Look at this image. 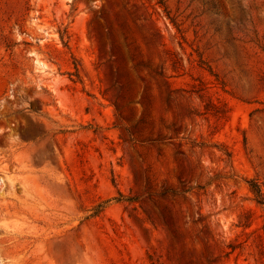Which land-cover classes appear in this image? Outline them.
Wrapping results in <instances>:
<instances>
[{
  "label": "rangeland",
  "instance_id": "obj_1",
  "mask_svg": "<svg viewBox=\"0 0 264 264\" xmlns=\"http://www.w3.org/2000/svg\"><path fill=\"white\" fill-rule=\"evenodd\" d=\"M0 264H264V0H0Z\"/></svg>",
  "mask_w": 264,
  "mask_h": 264
},
{
  "label": "trees",
  "instance_id": "obj_2",
  "mask_svg": "<svg viewBox=\"0 0 264 264\" xmlns=\"http://www.w3.org/2000/svg\"><path fill=\"white\" fill-rule=\"evenodd\" d=\"M62 38H64L62 36ZM253 191L260 197L261 196V190L259 189L258 185H252Z\"/></svg>",
  "mask_w": 264,
  "mask_h": 264
}]
</instances>
